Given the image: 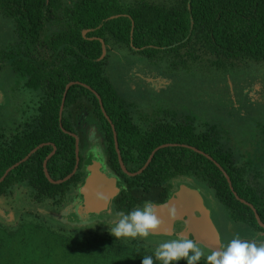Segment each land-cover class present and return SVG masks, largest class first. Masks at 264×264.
Returning a JSON list of instances; mask_svg holds the SVG:
<instances>
[{
    "label": "trees",
    "instance_id": "1",
    "mask_svg": "<svg viewBox=\"0 0 264 264\" xmlns=\"http://www.w3.org/2000/svg\"><path fill=\"white\" fill-rule=\"evenodd\" d=\"M0 12L11 19L14 33V42L1 53V61L9 62L12 71L23 79L21 89L27 90L33 99L24 105L27 107L21 111L22 121L15 123L14 132L6 135L0 129V177L35 147L43 145L0 182L3 198L8 200L16 193L34 206L57 204L61 208L81 196L79 190L87 173L81 158L76 173L59 184L47 180L43 162L54 146L55 151L46 163L50 179L58 181L71 173L75 165V139L69 133L77 135L75 117L87 110L107 127L108 163L125 184L114 199L117 212L128 213L142 207L145 201L164 203L177 184L186 183L194 189L204 184L213 190L233 223L252 229L258 244L264 242V230L255 220L257 214L264 224V170L253 171L237 163L231 151L223 147L214 125L197 127L187 120L177 123L156 120L148 127H141L112 88L102 57L103 49L114 43L127 46L149 60L165 56L183 65L186 61L206 62L212 68L233 69L240 62L264 63V0H137L132 3L0 0ZM71 82L88 86L101 99L128 172L139 170L160 145L177 146L156 151L141 174L125 175L118 165L111 127L91 91L81 85L71 86L59 118L62 94ZM182 146L195 148L213 161ZM214 162L227 174L237 196L249 203L255 213L235 199ZM19 208V216L23 212L32 214L22 206ZM31 222L22 221L21 227ZM6 223L1 218L0 232L10 238L15 224ZM99 223L88 225L81 220L76 225L103 230ZM97 237L93 246L83 244L87 250L116 255L129 252L141 259L152 256L154 264H161L155 260L154 251L146 252L138 247L137 240H116L110 235L105 237L108 240ZM73 239L69 237L67 243ZM199 264L205 261L202 259Z\"/></svg>",
    "mask_w": 264,
    "mask_h": 264
},
{
    "label": "rangeland",
    "instance_id": "2",
    "mask_svg": "<svg viewBox=\"0 0 264 264\" xmlns=\"http://www.w3.org/2000/svg\"><path fill=\"white\" fill-rule=\"evenodd\" d=\"M120 1L132 3L137 0ZM13 42V22L0 12V129L6 135L14 132L15 123L22 121L21 111L27 107L24 105L33 100L27 90L21 89L23 79L12 71L9 62L1 61V53ZM104 58L105 75L141 127H148L156 120L173 123L187 120L197 127L214 125L223 147L231 151L237 163L247 165L253 171L264 170V63L240 62L233 69L212 68L206 62L186 61L183 65L178 61L171 62L165 56L149 60L127 46L114 43L107 46ZM196 190L209 211L222 246L237 235L241 239L257 240L252 229L229 219L225 207L210 187L203 184ZM7 203L20 210L19 196L9 198ZM22 204L20 206L32 214H15L10 238L0 232V264H142L141 258L129 252L116 255L85 248L83 244L93 246L97 236H112L106 233L112 220L99 223L103 225V230L99 231L97 227L82 225L67 230L42 215L43 204L35 208L25 201ZM2 207L7 210L0 195ZM27 220L32 224L21 227V222ZM69 237L74 239L67 243ZM175 238L150 235L135 240L140 242L138 247L150 252L155 251L159 243Z\"/></svg>",
    "mask_w": 264,
    "mask_h": 264
},
{
    "label": "water",
    "instance_id": "3",
    "mask_svg": "<svg viewBox=\"0 0 264 264\" xmlns=\"http://www.w3.org/2000/svg\"><path fill=\"white\" fill-rule=\"evenodd\" d=\"M104 53H105V49H103L102 57L104 56ZM73 85H81L86 89H88L89 91H91V93H93V95L98 100L99 108L101 109L103 116L110 123L108 116L103 110V105L99 96L94 91H92L88 86L81 84L79 82H71L65 86L59 107V118H61L62 115L67 92L70 89V87ZM59 126L60 129L64 133H66V131L63 130L61 124H59ZM111 128L113 131L114 148L117 154L119 167L121 171L129 177H135L141 174L143 170L149 165L154 153L159 149L165 147L177 146L176 144L160 145L159 147H157L152 151V153L149 155L148 159L146 160L145 164L139 170H137L134 173H130L127 171V169L125 168L122 162L120 152L118 149L116 134L114 132L113 126H111ZM69 135L75 138L74 168L71 171V173L67 175L65 178L58 181L51 180L46 169V163L55 151V147H53V151L46 157V159L43 162V173L47 178V180L51 183L59 184L68 181L76 173L78 169V165H79L78 138L74 134L69 133ZM41 146L43 145L42 144L38 145L33 150H31L22 160H20L19 162L15 163L14 165L6 169V171L0 177V182H2L6 178V176L10 173L11 170L16 168L22 162L26 161L29 158V156H31ZM182 147H187L189 149H192L193 151L200 153L204 155L207 159L213 161L209 155L204 154L201 151L196 150L195 148L189 146H182ZM214 164L222 172L223 176L225 177L229 185V189L234 195L235 199L249 206L251 209H253L249 203L245 202L243 199L237 196V194L234 192L231 186L230 179L227 176V174L222 170V168L216 162H214ZM87 172L88 175L84 180L82 187L79 190L83 200V206H84L83 210L85 214L98 215L101 213V215L99 216L110 217L111 215L109 214L110 213L109 205L111 203L112 198L119 191L120 185L117 183L115 179H109L103 176L101 166L98 162L96 164L94 163L90 165L89 168H87ZM156 205H157L158 219H160L161 221V227L159 231L151 235H162V236H170L176 238L180 235H183L190 239L196 240L200 246L204 247L209 252H211L212 250L213 251L219 250V248H221L219 233L210 218L209 211L206 209L200 193L196 189L181 185L179 189L168 198V200H166L164 203L156 204ZM171 209H174V212L170 215ZM113 218H111L110 220H112ZM255 220L258 226L264 230V224L260 221L257 214H255Z\"/></svg>",
    "mask_w": 264,
    "mask_h": 264
},
{
    "label": "clouds",
    "instance_id": "4",
    "mask_svg": "<svg viewBox=\"0 0 264 264\" xmlns=\"http://www.w3.org/2000/svg\"><path fill=\"white\" fill-rule=\"evenodd\" d=\"M173 212L174 209H171L170 215ZM108 226L110 234L117 240L146 239L161 227L157 205L145 201L142 207L128 213L116 212ZM154 256L161 264H179L182 260L186 264H199L202 259L205 264H264V242L258 244L255 240L241 239L237 235L226 246L206 254L196 240L180 235L159 243ZM142 264H154L153 257H143Z\"/></svg>",
    "mask_w": 264,
    "mask_h": 264
},
{
    "label": "flooded vegetation",
    "instance_id": "5",
    "mask_svg": "<svg viewBox=\"0 0 264 264\" xmlns=\"http://www.w3.org/2000/svg\"><path fill=\"white\" fill-rule=\"evenodd\" d=\"M17 91H18V89H17ZM105 120L107 121V123L111 127L112 126L111 122L109 123V121L106 118H105ZM74 124H75V129L78 132L77 135L76 134H74V135L77 136V138H78L79 164H80V158H81L83 170L87 172V168H89L90 165H92L94 163L96 164L98 162L101 166L103 176H105L109 179H115L117 181V183L120 185V189L117 192V194H118L120 192V190L124 188L125 184H124L123 179L117 173L112 171V169L108 163V142L107 141L109 140V137H108V134L106 132L107 127L105 126L104 123H102L101 121L96 119V117L91 112H89L87 110H85L84 112H80V114L75 117ZM111 130H112V128H111ZM71 134H73V133H71ZM112 139H113V131H112ZM113 145H114V140H113ZM87 175H88V172L86 173L84 180L86 179ZM83 183H84V181H83ZM181 185L192 188V186H190L186 183L177 184L176 189L172 192V194L174 192H176ZM116 195L112 198L111 203L109 205V210H110L109 214L111 215L109 217L110 219L113 218L114 214L117 212L115 210V205H114V199H115ZM70 206H71V208H69V209H70V211H72V214L70 215V223H72L73 225H76V223L81 221V220L84 221L85 224L90 223L88 225H91L92 224L91 222H95L97 220L96 217H92V216L101 215V213L98 215L85 214V212L83 210L84 206H83V200H82L81 196L76 200V202L74 204L73 203L70 204ZM59 208H60V205L49 204L45 211H46L48 216H50L51 212H53L54 215H59L58 212L55 213V210L59 209ZM89 220H91V221H89ZM102 221L108 222L107 220H102ZM85 226H87V225H85ZM76 227H77V225H76Z\"/></svg>",
    "mask_w": 264,
    "mask_h": 264
},
{
    "label": "crops",
    "instance_id": "6",
    "mask_svg": "<svg viewBox=\"0 0 264 264\" xmlns=\"http://www.w3.org/2000/svg\"><path fill=\"white\" fill-rule=\"evenodd\" d=\"M15 196H16V193H14V195H12L11 199H14ZM4 200H5V204H7V210L4 211L3 207L0 208V216H1L3 221L7 222L8 224H12L16 221V220H14L15 219L14 216H15V214L17 215V210L10 203H7L8 200H6L5 198H4ZM22 201H24L23 197H21V198L19 197V206L23 205ZM75 202H76V199L68 201L67 203H64L63 207L55 210V213L58 212L59 215H54V213L51 212L50 216L47 215V213L45 211L47 209V205L44 204L43 206L45 207V209H44L42 215L45 218L51 220L53 223H57L59 226L65 227L67 230L72 229V228L76 227V225H73L72 223H70V215L72 214V211H70L69 208H71L70 204H72V203L74 204ZM36 205H38V204H36ZM11 206L14 208H11ZM34 208H35V206H34ZM92 217H96L97 220L95 222H91L92 223L91 225H96L99 222H103L102 220H107V221L110 220L109 217H103V216H99V215L98 216H92ZM89 221H91V220H89ZM88 224H90V223H88Z\"/></svg>",
    "mask_w": 264,
    "mask_h": 264
}]
</instances>
